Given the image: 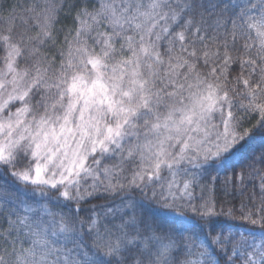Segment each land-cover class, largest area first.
Returning <instances> with one entry per match:
<instances>
[{
    "label": "snow or ice",
    "instance_id": "6c2138e0",
    "mask_svg": "<svg viewBox=\"0 0 264 264\" xmlns=\"http://www.w3.org/2000/svg\"><path fill=\"white\" fill-rule=\"evenodd\" d=\"M0 264H264V0H0Z\"/></svg>",
    "mask_w": 264,
    "mask_h": 264
},
{
    "label": "trees",
    "instance_id": "16d2710c",
    "mask_svg": "<svg viewBox=\"0 0 264 264\" xmlns=\"http://www.w3.org/2000/svg\"><path fill=\"white\" fill-rule=\"evenodd\" d=\"M79 21H82V24H78V26H91L92 25V21L87 19V18H84V17H80L78 18ZM65 23H68V24H71V18H66L65 19ZM61 39H63V37L61 36ZM145 168H147V165H144ZM167 173V169L164 168L163 165H161V175H165ZM256 183H259V179L256 178ZM37 197L39 198V193H37ZM96 201H94L95 203ZM253 235H256V232L253 233Z\"/></svg>",
    "mask_w": 264,
    "mask_h": 264
},
{
    "label": "rangeland",
    "instance_id": "374dc122",
    "mask_svg": "<svg viewBox=\"0 0 264 264\" xmlns=\"http://www.w3.org/2000/svg\"><path fill=\"white\" fill-rule=\"evenodd\" d=\"M261 233L260 232H256V235H254L257 239L256 242L259 243L260 237H261Z\"/></svg>",
    "mask_w": 264,
    "mask_h": 264
}]
</instances>
